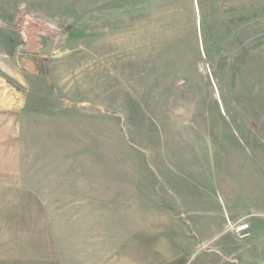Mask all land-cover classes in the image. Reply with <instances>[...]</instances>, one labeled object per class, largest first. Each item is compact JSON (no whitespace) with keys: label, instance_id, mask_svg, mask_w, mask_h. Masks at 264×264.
Instances as JSON below:
<instances>
[{"label":"rangeland","instance_id":"374dc122","mask_svg":"<svg viewBox=\"0 0 264 264\" xmlns=\"http://www.w3.org/2000/svg\"><path fill=\"white\" fill-rule=\"evenodd\" d=\"M231 188L264 202V0H0V225L93 199L192 221L183 198Z\"/></svg>","mask_w":264,"mask_h":264},{"label":"crops","instance_id":"0c3cea01","mask_svg":"<svg viewBox=\"0 0 264 264\" xmlns=\"http://www.w3.org/2000/svg\"><path fill=\"white\" fill-rule=\"evenodd\" d=\"M231 190L227 196L229 202L220 204L222 209L217 200L210 199L213 190L195 192L192 197L196 199L183 198V207L195 213L196 219L192 221L177 220L172 209L147 205L146 200L140 199L133 205L119 204L115 211L104 200L97 199L69 205L35 204L30 206L33 210L23 214L18 211L12 216L6 211L4 224L0 225V244L7 245L4 261L7 264H189L194 257L190 240L195 241L198 252L216 246L213 253L219 257L227 254L226 251L262 256L264 221L252 220L261 214L262 195L247 192L240 205L236 192ZM214 206L219 207L218 215L212 211ZM245 217H250L247 221L251 236L239 240L234 233L226 231L228 220L234 223ZM191 230L194 241L190 238ZM201 263L207 264L203 258L199 260ZM214 263L223 264L217 259ZM255 263L250 259L245 261V264Z\"/></svg>","mask_w":264,"mask_h":264},{"label":"built area","instance_id":"2783aa9c","mask_svg":"<svg viewBox=\"0 0 264 264\" xmlns=\"http://www.w3.org/2000/svg\"><path fill=\"white\" fill-rule=\"evenodd\" d=\"M229 226H231L236 236L240 239H244L250 234V224L247 221H241L234 225L229 223Z\"/></svg>","mask_w":264,"mask_h":264},{"label":"trees","instance_id":"16d2710c","mask_svg":"<svg viewBox=\"0 0 264 264\" xmlns=\"http://www.w3.org/2000/svg\"><path fill=\"white\" fill-rule=\"evenodd\" d=\"M242 59V57H239L238 59H237V61H239V60H241ZM227 61V59H221V60H219V62H218V66L222 69V68H224V63Z\"/></svg>","mask_w":264,"mask_h":264}]
</instances>
